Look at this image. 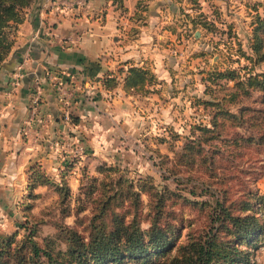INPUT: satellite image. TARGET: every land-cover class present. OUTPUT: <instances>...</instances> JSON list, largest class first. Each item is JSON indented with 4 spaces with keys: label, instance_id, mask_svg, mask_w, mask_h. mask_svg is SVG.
I'll list each match as a JSON object with an SVG mask.
<instances>
[{
    "label": "trees",
    "instance_id": "trees-1",
    "mask_svg": "<svg viewBox=\"0 0 264 264\" xmlns=\"http://www.w3.org/2000/svg\"><path fill=\"white\" fill-rule=\"evenodd\" d=\"M31 2L0 0V64L14 43L11 28L23 19V9ZM251 38L252 52L246 58L253 64L263 62L264 14H256ZM211 73L212 80L233 84H224L220 97L201 101L213 108L209 123L195 124L172 164L165 167V177L172 175L178 182L174 188L158 187L151 176L134 181L119 167L102 165L103 175L90 176L81 185L83 196L72 208L65 203L70 195L65 174L56 182L34 163L29 168V195L34 196L37 185L53 186L62 197L61 216L74 213L76 219L73 224L57 219L56 230L41 239L36 238L33 223L23 225L20 238L19 231L0 233V264H254V250L264 244V192L246 185L234 189L232 180L239 177L230 169L244 148L264 142V107L241 103L255 91L260 95L254 100L264 103V71L229 68ZM155 81L154 73L140 65L128 66L124 75L129 92H148ZM104 83L112 87L118 80L106 77ZM232 104L237 105L235 110ZM76 122L70 114V123ZM231 127L247 133L231 132ZM184 208L201 214L203 220L194 225V217H186V223Z\"/></svg>",
    "mask_w": 264,
    "mask_h": 264
},
{
    "label": "crops",
    "instance_id": "crops-1",
    "mask_svg": "<svg viewBox=\"0 0 264 264\" xmlns=\"http://www.w3.org/2000/svg\"><path fill=\"white\" fill-rule=\"evenodd\" d=\"M179 3L32 0L23 9L0 64V187L16 188L18 176L34 163L55 179L63 170L74 174V166H65L71 150L60 142L62 132L75 148L84 145V160L115 153L122 123L171 89L170 59L163 56L165 40L188 25L180 20ZM130 65L149 68L161 83L147 94L127 91ZM112 76L118 83L107 87L104 79ZM37 79L40 99L33 110ZM64 112L77 122L65 121Z\"/></svg>",
    "mask_w": 264,
    "mask_h": 264
},
{
    "label": "rangeland",
    "instance_id": "rangeland-1",
    "mask_svg": "<svg viewBox=\"0 0 264 264\" xmlns=\"http://www.w3.org/2000/svg\"><path fill=\"white\" fill-rule=\"evenodd\" d=\"M178 1L183 14L180 20L188 25L185 29H177L171 39L165 40L168 51L165 50L163 58L170 59V91L154 100L158 104H150V108L147 106L143 111H134L129 115L128 120L123 122L119 129L121 133L115 132L116 145L113 154L84 160L86 154L81 158L85 153L84 145L81 144L82 151L76 153L80 144L75 148L71 136L61 133L60 142L71 150L65 166H74L76 170L74 174L68 170L61 173L65 174V180L70 187V195L65 203H69L72 208L78 203L81 185L87 183L90 176L103 175L100 172L102 165H115L134 181L139 177L151 176L158 187L166 184L174 188L178 182L172 175L165 177L168 175L165 167L172 164L175 152L191 135L193 126L197 123H209L210 111L213 108L203 105L201 101L220 97L225 92L224 84H233L231 80H212L211 72L229 68L241 73L264 71V61L253 64L246 58L247 53L252 52L250 43L256 14H264V0ZM200 12L203 14H199ZM239 47L242 50H239ZM157 83L161 82L156 80L149 84V89L155 88ZM258 95L260 93L255 91L241 103L264 107L259 98L254 100ZM231 108L235 110L237 105L232 104ZM234 129L247 133L245 128L234 127L230 128L231 132ZM64 135H67L69 140L64 139ZM233 163L234 167L230 171L239 177L232 180L234 189L240 191L243 185H246L257 187L260 192H264V142L244 148L243 154L233 160ZM29 172L28 169L27 174L22 172L18 176L15 181L16 188L5 190L0 187V233L19 231L16 236L20 238L25 231L23 225L30 226L33 223L37 228L36 238L41 239L56 230L54 222L59 218L73 224L76 219L74 213L61 216L62 197L53 186L37 185L32 189L34 196L29 195ZM61 174L59 179L51 175L50 177L60 182ZM142 197L146 203L147 195L143 194ZM85 204H88L86 200ZM87 212L88 208L81 214ZM184 216L186 223V217H194L191 218L194 225L203 220L201 214L188 208H184ZM143 225L146 226L147 221H144ZM187 229V226L183 228L181 239L185 237ZM254 257V264H264V244L254 250Z\"/></svg>",
    "mask_w": 264,
    "mask_h": 264
},
{
    "label": "built area",
    "instance_id": "built-area-1",
    "mask_svg": "<svg viewBox=\"0 0 264 264\" xmlns=\"http://www.w3.org/2000/svg\"><path fill=\"white\" fill-rule=\"evenodd\" d=\"M40 91H41V86H40V80H36L35 81V85H34V91H33V97H32V108H33V110H35L36 109V106H37V104H38V102H39V99H40ZM63 119L65 120V121H70V114H69V112H64L63 113ZM68 139L69 140V138H68V136L66 135H64V139ZM82 151V146H81V144L76 148V153L77 152H81Z\"/></svg>",
    "mask_w": 264,
    "mask_h": 264
}]
</instances>
